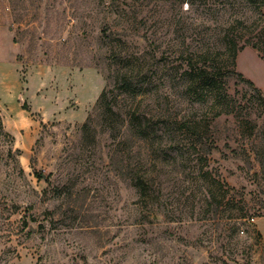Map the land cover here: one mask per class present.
Instances as JSON below:
<instances>
[{
	"label": "rangeland",
	"instance_id": "obj_1",
	"mask_svg": "<svg viewBox=\"0 0 264 264\" xmlns=\"http://www.w3.org/2000/svg\"><path fill=\"white\" fill-rule=\"evenodd\" d=\"M256 89L264 0H0V264H264Z\"/></svg>",
	"mask_w": 264,
	"mask_h": 264
},
{
	"label": "trees",
	"instance_id": "obj_2",
	"mask_svg": "<svg viewBox=\"0 0 264 264\" xmlns=\"http://www.w3.org/2000/svg\"><path fill=\"white\" fill-rule=\"evenodd\" d=\"M244 47L238 48V46L235 44L234 39H232V43L229 44V55L231 56L233 63H235V59L237 58L240 50H243ZM228 55V54H227ZM228 55V56H229ZM210 67H217L214 64H209ZM210 68H206L204 69V71L202 72V75L200 76V78L204 81L207 82V85L210 87H215L217 85H220V87H224V89L226 90V86H227V82H228V76L223 75L221 72V69H216L215 71H212V73L209 71ZM238 77H240V79H242L243 82H245L247 85H249L250 87H252L253 89H255V85L252 81L244 78L243 74L238 73L237 74ZM124 84H122L123 86ZM256 91L259 94V98L261 99V101L264 103V97L262 96V93L256 89ZM107 91L104 90L101 94V96L99 97L96 105H95V110H98L101 108L102 104L104 103V101L106 100V93ZM89 124L88 122L85 123L82 126L83 131H86L88 128ZM264 131V129H263ZM40 177H43L42 175Z\"/></svg>",
	"mask_w": 264,
	"mask_h": 264
},
{
	"label": "built area",
	"instance_id": "obj_3",
	"mask_svg": "<svg viewBox=\"0 0 264 264\" xmlns=\"http://www.w3.org/2000/svg\"><path fill=\"white\" fill-rule=\"evenodd\" d=\"M251 222L254 223L255 222V219H252Z\"/></svg>",
	"mask_w": 264,
	"mask_h": 264
},
{
	"label": "crops",
	"instance_id": "obj_4",
	"mask_svg": "<svg viewBox=\"0 0 264 264\" xmlns=\"http://www.w3.org/2000/svg\"><path fill=\"white\" fill-rule=\"evenodd\" d=\"M261 231V233L263 234V236H264V232L262 231V230H260Z\"/></svg>",
	"mask_w": 264,
	"mask_h": 264
}]
</instances>
